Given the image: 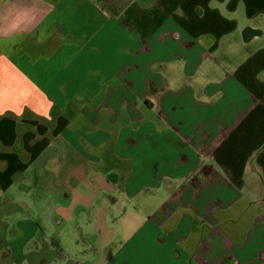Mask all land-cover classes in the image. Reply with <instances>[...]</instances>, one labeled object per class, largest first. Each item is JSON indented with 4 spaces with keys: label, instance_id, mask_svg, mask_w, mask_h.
<instances>
[{
    "label": "crops",
    "instance_id": "0c3cea01",
    "mask_svg": "<svg viewBox=\"0 0 264 264\" xmlns=\"http://www.w3.org/2000/svg\"><path fill=\"white\" fill-rule=\"evenodd\" d=\"M85 209L90 264H264V0H0V239Z\"/></svg>",
    "mask_w": 264,
    "mask_h": 264
},
{
    "label": "rangeland",
    "instance_id": "374dc122",
    "mask_svg": "<svg viewBox=\"0 0 264 264\" xmlns=\"http://www.w3.org/2000/svg\"><path fill=\"white\" fill-rule=\"evenodd\" d=\"M34 211L38 213L40 209L36 206ZM83 212L82 221L69 220L70 222L65 223L66 227L63 229L60 225L55 224L53 216L45 213L41 218L31 214L30 218L32 216L33 221H35L34 239L29 242L27 249H22L25 252L21 257L13 258L10 254L13 252L15 239L11 238L13 237L11 232H7V237L0 239V264H56L58 261L64 264H90L95 250L92 251V248H90V251L88 250L89 252L85 253L86 255H84V251L80 250L88 242L91 244L90 247L95 246L90 241V237L99 225L98 222H94V217L89 209H85ZM15 219L17 217L7 218L6 222H11V225L5 226L12 228V225L16 222ZM115 226L118 231L119 225L116 224ZM118 245L119 240L117 239L113 246ZM29 251L33 252L30 253ZM33 253L37 254L34 255Z\"/></svg>",
    "mask_w": 264,
    "mask_h": 264
}]
</instances>
